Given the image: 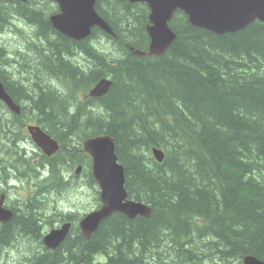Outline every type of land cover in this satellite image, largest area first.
Listing matches in <instances>:
<instances>
[{"label": "trees", "instance_id": "trees-1", "mask_svg": "<svg viewBox=\"0 0 264 264\" xmlns=\"http://www.w3.org/2000/svg\"><path fill=\"white\" fill-rule=\"evenodd\" d=\"M35 7L32 0H0V33L15 13L38 23L43 35L52 31ZM96 8L116 37L96 29L92 42L63 36L34 44L27 64L47 77L45 84L17 90L30 100V113L46 117L37 124L65 147L74 138V151H80L72 160L84 165L81 188H95L98 201L83 143L110 135L130 198L148 204L152 214H114L90 239L74 223L56 251L44 246L35 217L16 215L0 229V256L22 232L41 247L28 264L264 261V23L219 35L189 24L177 11L171 22L177 38L160 57L147 58L129 49H148L147 4L97 0ZM104 78L113 82L110 92L82 100ZM153 148L165 152L163 163ZM60 211L66 221L79 218L80 212Z\"/></svg>", "mask_w": 264, "mask_h": 264}, {"label": "water", "instance_id": "water-1", "mask_svg": "<svg viewBox=\"0 0 264 264\" xmlns=\"http://www.w3.org/2000/svg\"><path fill=\"white\" fill-rule=\"evenodd\" d=\"M58 3L60 13L51 17L53 27L62 34L82 41L92 35L94 28L116 37L111 25L98 13L97 0H53ZM131 3L147 4L149 23L146 26L150 37L148 49L143 51L133 46L129 49L140 57H160L177 38L171 27L174 14L183 12L188 23L224 35L236 33L254 22L264 23V0H128ZM112 80H100L90 91L91 98H102L112 87ZM0 99L10 108L19 113L20 106L16 105L6 93L0 82ZM28 130L39 148L48 156L58 151L59 146L40 127L29 126ZM83 151L92 158V172L100 189L101 207L86 214L79 222V228L86 239L97 232L101 224L114 214H122L127 219L149 218L152 207L148 204L131 199L126 189V168L120 162L116 152L114 139L107 134L88 138L83 143ZM152 154L158 163L165 160V152L153 148ZM82 166L77 168V174ZM73 222H66L60 228L48 232L43 239L44 245L50 250H57L69 236ZM243 264H264L255 256H247Z\"/></svg>", "mask_w": 264, "mask_h": 264}, {"label": "flooded vegetation", "instance_id": "flooded-vegetation-1", "mask_svg": "<svg viewBox=\"0 0 264 264\" xmlns=\"http://www.w3.org/2000/svg\"><path fill=\"white\" fill-rule=\"evenodd\" d=\"M13 1L26 2L27 0ZM33 2L37 9H41L52 31L43 35L38 23L27 21L15 13L12 17L10 16L11 21H8V27L0 33L3 53L0 57V82L12 101L20 106V112L15 113L3 99H0V229L8 225L16 215H21L35 217L40 233L47 234L53 229L60 228L65 220L54 222L47 220L48 209L41 203L46 199L54 200L53 195L56 193L62 194L73 190L76 192L81 188L84 165L74 164L72 160L73 157L78 159L80 151L79 147L77 151H74L75 147L72 146L74 138L70 137L65 147L61 138L54 137L46 131L60 145L58 151L48 156L37 146L28 131L29 126H39L44 131L43 126L35 121L46 118L42 114L30 113L25 108L30 100L25 98L24 93L17 90L20 85L36 88L37 83L46 81L42 79L47 77L41 76L42 72L38 71V68L33 69L27 64V60L33 59L31 49L34 43L39 44V41H44L42 43L44 46L46 40L58 42L66 36L57 31L51 23L52 15L60 13L58 3L53 0H33ZM17 35H21L22 38ZM11 36L20 38L16 42V49L7 46V42L16 41L15 38L9 41ZM95 38L94 35L85 40L92 42L96 40ZM49 82L51 80L47 83ZM53 82L58 83L56 79H53ZM85 96L87 97L86 94ZM80 165L83 170L77 174V167ZM36 199L37 202H35ZM43 208L44 213L41 210ZM36 212L43 218L37 217Z\"/></svg>", "mask_w": 264, "mask_h": 264}, {"label": "rangeland", "instance_id": "rangeland-1", "mask_svg": "<svg viewBox=\"0 0 264 264\" xmlns=\"http://www.w3.org/2000/svg\"><path fill=\"white\" fill-rule=\"evenodd\" d=\"M33 1V0H32ZM37 9V6L35 7ZM37 12H41V9H37ZM12 17V16H11ZM8 21H11V18L9 17ZM23 29H25L23 27ZM25 32V31H24ZM20 38H22L21 35H17ZM16 39V41H11L13 39ZM15 36H11L9 41L7 42L8 48L16 49V42L20 39ZM36 45L43 46L41 44L34 43ZM83 98V95L81 96ZM84 176L82 177V183L84 182ZM86 185L84 188H79L76 192L73 191H67L66 193L62 194H54L53 198L44 200L41 204L45 205L47 207L46 212V219L51 220L54 222L55 220H62L64 217L61 216V211L64 212H80L77 214L79 217L77 220H75L73 223H79L80 219L84 214L90 213L93 210H96L100 207V196L98 201V195L95 188H92L91 186ZM66 210V211H65ZM45 212V209H42V213ZM37 213V212H36ZM37 217L43 218L41 214H36ZM15 235L13 236V242L7 245L0 257V264H28L27 260L31 258V256L38 252L39 249H41L38 242H34L32 238H28V235L26 236L25 233L22 232H15ZM97 259L105 262L107 260L106 257H97Z\"/></svg>", "mask_w": 264, "mask_h": 264}, {"label": "bare ground", "instance_id": "bare-ground-1", "mask_svg": "<svg viewBox=\"0 0 264 264\" xmlns=\"http://www.w3.org/2000/svg\"><path fill=\"white\" fill-rule=\"evenodd\" d=\"M249 25H250V24H249ZM249 25H248V26H249ZM248 26H247V27H248ZM247 27H246V28H247Z\"/></svg>", "mask_w": 264, "mask_h": 264}]
</instances>
